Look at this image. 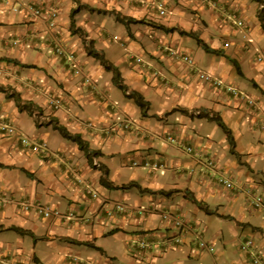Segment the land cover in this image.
<instances>
[{"label":"crops","instance_id":"crops-1","mask_svg":"<svg viewBox=\"0 0 264 264\" xmlns=\"http://www.w3.org/2000/svg\"><path fill=\"white\" fill-rule=\"evenodd\" d=\"M14 1L0 0V85L40 114L36 121L0 93V126L17 131L0 134V264H250L239 251L246 238L264 255V216L249 208L243 194L198 177L208 173L202 169L207 157L216 171L250 182L264 195V27L258 17L260 10L264 17V0ZM38 6L58 11L56 38L72 60L52 51L55 35L33 15ZM115 14L143 24H121ZM110 20L125 31L121 55L109 47ZM89 41L118 69L128 90L147 101L146 116L115 87L111 72L86 55ZM176 46L191 56L193 68L169 56L166 49ZM255 52L263 57L254 58ZM196 71L240 95L202 82ZM49 96L61 97L63 108L48 107ZM123 117L132 121L129 129L100 130ZM50 119L98 151L92 164L47 124ZM20 136L43 141L47 155L23 151ZM128 184L133 186L120 188ZM37 204L54 214L39 217ZM118 204L122 212L114 208ZM104 206L110 215L101 211ZM165 212L180 217L183 231L163 220ZM199 238L214 252L199 249Z\"/></svg>","mask_w":264,"mask_h":264},{"label":"built area","instance_id":"built-area-1","mask_svg":"<svg viewBox=\"0 0 264 264\" xmlns=\"http://www.w3.org/2000/svg\"><path fill=\"white\" fill-rule=\"evenodd\" d=\"M18 1L19 0H16V2ZM196 1H201V0H196ZM156 8L160 16L165 15L166 12H165V8L163 4L157 2ZM34 14L36 16L43 17L46 20H48L50 29L54 31V29L56 28V18H57V12L55 9H46L44 11L41 8H37V9H34ZM237 25L241 26L242 22L238 20ZM117 40L118 38L115 36L112 39V41H117ZM15 44L16 42L12 41V45H15ZM227 45H228L227 43H224V46H227ZM52 48H53L54 53L58 57L60 58L62 57L66 61L72 60L71 54H66V50L64 49L63 45L59 41H53ZM167 52L169 56L175 62L184 63L190 67H193V61L190 58V56L187 53L183 52L181 49H179V47L167 48ZM133 60L136 64L141 62L139 58H134ZM72 68H75V67L72 66ZM78 72L79 70L75 69L74 73H78ZM198 78L201 79L203 82L215 88H219L223 92H226L234 96L240 95L238 94L236 89H234V87L223 84L219 79H217L216 77L210 74L198 72ZM46 104L48 105V107L52 108L55 111L62 109L64 106L62 98L57 97V96H49L47 98ZM85 124L89 128L93 127L91 122L87 121ZM131 126H132V121L127 117H123L121 120H118L117 123L111 126H108V127H102L100 130H102V132L107 133V132H114L118 128L126 130V129H129ZM0 134L15 135L16 131L9 124H2L0 126ZM19 145L21 149L24 151H28V152L35 153V154H40L41 156L47 155V147L43 141L30 142L27 138L20 137ZM184 149L189 154H192V155L194 154L196 155V157L200 156L199 153L195 151L193 152L191 147H185ZM203 160H204L203 167H205V169L208 170V175H210L211 178L215 179V183L217 184V186H220L229 191H234V192L243 194L246 198V202L249 208L255 212L261 213L264 216V196H261L260 194H258L253 184H251L250 182L238 183L234 181L233 179H231L230 177L224 175L223 173L216 171L217 169H216V164L214 160L207 158V157L204 158ZM89 193L92 196V193L91 192ZM114 208L120 212L123 211L122 205H119V204L115 205ZM34 211L39 217H42V218H48L52 214H54V211L51 208H49L46 205H42V204L35 205ZM101 211L103 213H106L107 215L111 214V211L108 208V206L102 207ZM161 217L163 218L164 221L170 223L174 228L178 229L179 231H183L184 229L183 222L180 219V217H178L177 215L165 212L161 214ZM178 241H179L178 239H175L174 243H177ZM196 244L199 249L205 250L210 253L214 252L213 246L211 244H208L201 238L197 239ZM239 251L247 256V258L250 261V264H264V255L254 252V241L252 238H246L242 240L239 244Z\"/></svg>","mask_w":264,"mask_h":264},{"label":"trees","instance_id":"trees-1","mask_svg":"<svg viewBox=\"0 0 264 264\" xmlns=\"http://www.w3.org/2000/svg\"><path fill=\"white\" fill-rule=\"evenodd\" d=\"M254 1L256 3H258V4L262 3V0H254ZM76 12H77V10H72L71 13H70V16H71L70 17V28H71L73 33H75V30H73V27H74L73 16H74V14ZM114 17H115V20L117 22H119L121 24H124V25H128V24H131V23H140V22H142V21H137L135 19H132L130 17H120V15H117V14H115ZM258 17H259V20H260L262 26L264 27V17H263V15L261 13V10L258 12ZM186 34L192 36V38L196 41V43L199 44L202 47V49H204L205 52L212 53V54H217V51L209 49L194 34H192V33H186ZM92 44H93L92 41H89L86 44V47H85L86 55L92 57L95 60H97L98 63L104 68L105 71L111 72V74H112V82L115 85V87L122 92L124 97L133 100L135 105L138 107L141 116H146V111L148 110L147 101H145L144 98L138 92L132 91V90H128L127 86L124 85L122 83V81H121V77H120L118 69L115 66H113L111 63H109L104 58L102 53L96 51L92 47ZM16 64H19L21 67L31 68L30 65H25V64H20V63H16ZM234 65L236 67V70L239 71V67L237 66V64L234 63ZM0 93H3L7 98L13 99L19 112L24 111L29 116H35V112L40 114L39 107H37L36 105L32 104L31 102L23 101L20 98L19 94L16 93L15 91H13L12 89H10L9 87H3V86L0 85ZM214 120L217 123V125L225 133L228 134V137L231 138L228 129L224 126V124L220 121V119L214 118ZM36 121H37V118H36ZM47 124L51 125L52 129L57 131L59 133V135L63 139L68 140V141H70L72 143H75L77 145L78 149L84 153L86 159L88 160V162H90V164L92 163V158L95 157V156H98V151H91L88 148V143L86 141H84L79 134L70 133L65 127L60 125L55 119H50ZM0 167H2L1 164H0ZM20 170L22 172H24L27 176L30 175L24 169H20ZM128 186H133V185L132 184L123 185L120 188H127ZM0 230H2L1 227H0ZM8 230H16V228H9Z\"/></svg>","mask_w":264,"mask_h":264},{"label":"rangeland","instance_id":"rangeland-1","mask_svg":"<svg viewBox=\"0 0 264 264\" xmlns=\"http://www.w3.org/2000/svg\"><path fill=\"white\" fill-rule=\"evenodd\" d=\"M156 9V8H155ZM157 10V9H156ZM157 13H158V11H157ZM159 15V14H158ZM160 16V15H159ZM111 21V23L113 24L112 26H110V27H108L107 29H109V31H108V33L110 34V35H112V36H114L115 35V37H117V38H120V39H118L117 41H112V42H110V45L111 46H109L110 47V49L111 50H114V55H121V53L123 52V53H125L126 51H125V48H124V44H125V42H124V35H125V31H124V28L120 25V24H118V23H116V22H112V20H110ZM142 24H143V21L141 22ZM118 27H120V28H118ZM126 41V40H125ZM190 43H193V41H191ZM258 56H261V57H263V55H261V53L260 52H255V54H254V58H256L257 59V57ZM38 113L37 112H35V117L36 118H38ZM264 128V127H263ZM202 169H205V167H202ZM206 172V171H205ZM205 172H202L203 174L202 175H199L198 177L199 178H205V177H211L210 175L208 176V173H206L205 174ZM191 178H192V180H195L196 179V175H192L191 176ZM187 179V178H186ZM212 181H213V178H210ZM258 194H260L261 196H264L263 194H262V192H260V191H258ZM259 213V212H258Z\"/></svg>","mask_w":264,"mask_h":264},{"label":"clouds","instance_id":"clouds-1","mask_svg":"<svg viewBox=\"0 0 264 264\" xmlns=\"http://www.w3.org/2000/svg\"><path fill=\"white\" fill-rule=\"evenodd\" d=\"M20 1V0H19ZM19 1L18 2H16V0L14 1V4H18L19 3ZM157 2H159V3H161V4H163L162 2H160V1H157ZM157 2H156V4H157ZM164 5V4H163ZM156 7V6H155ZM37 8H41L42 10H46V9H54V8H46V7H44V8H42L41 6H38V7H34L33 8V15L35 16V17H39V16H36L35 14H34V9H37ZM165 8V7H164ZM14 10H15V7L13 8ZM157 9V8H156ZM56 10V9H55ZM56 12H57V17H58V11L56 10ZM165 12H166V10H165ZM166 14V13H165ZM41 20H43L44 22H46V24H47V27H48V29L51 31V32H53V35H55V39H53V41H58L57 40V38H56V35H57V33H58V29H57V18H56V28L54 29V31L52 30V29H50V27H49V22H48V20H46L45 18H43V17H39ZM114 37V36H113ZM113 39V38H112ZM118 39H120V38H118ZM53 41H52V43H53ZM16 42V41H15ZM12 44V43H11ZM17 44V43H16ZM228 44V43H227ZM125 45V44H124ZM53 46V45H52ZM176 47H178V46H176ZM179 49H181L180 47H179ZM182 50V49H181ZM52 51H53V48H52ZM166 51H167V49H166ZM183 51V50H182ZM54 52V51H53ZM184 52V51H183ZM186 53V52H185ZM55 54V53H54ZM56 55V54H55ZM189 55V54H188ZM57 56V55H56ZM62 58V57H61ZM134 58H137V57H133L132 59H134ZM190 58H191V56H190ZM192 59V58H191ZM134 61V60H133ZM192 61H193V59H192ZM193 67H194V61H193ZM193 67H191V68H193ZM74 69H76V68H74ZM78 70V69H77ZM198 72H202V71H196V74H197V77H198ZM202 73H205V72H202ZM75 74H77V73H75ZM206 74H208V73H206ZM211 75V74H210ZM213 76V75H212ZM201 80V79H200ZM202 81V80H201ZM85 82H86V80H85ZM203 82V81H202ZM224 84V83H223ZM226 85V84H225ZM52 109V108H51ZM53 110V109H52ZM10 125V124H9ZM12 127H13V125H11ZM14 128V127H13ZM15 129V128H14ZM16 131V130H15ZM6 136H9V135H6ZM10 136H12V135H10ZM14 136H17V131H16V134L14 135ZM20 137H23V136H20ZM20 137L18 138V139H20ZM26 138V137H25ZM30 141V140H29ZM30 142H33V141H30ZM46 145V144H45ZM20 146V145H19ZM47 147V146H46ZM21 148V147H20ZM24 151V150H23ZM28 152V151H27ZM29 153H31V152H29ZM47 153H48V151H47ZM35 154V153H34ZM38 155H40V154H38ZM93 161V160H92ZM92 164V163H91ZM93 165L94 166H97V164H94L93 163Z\"/></svg>","mask_w":264,"mask_h":264}]
</instances>
